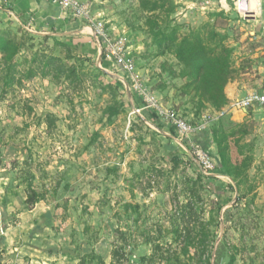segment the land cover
<instances>
[{
	"label": "rangeland",
	"instance_id": "rangeland-1",
	"mask_svg": "<svg viewBox=\"0 0 264 264\" xmlns=\"http://www.w3.org/2000/svg\"><path fill=\"white\" fill-rule=\"evenodd\" d=\"M83 1L110 32L126 31L139 45L138 68L165 110L206 129L183 135L117 87L121 73L102 66L91 22L67 13L65 24L44 26L0 0V38L20 43L24 78L0 101V264H80L86 256L111 264L115 250L116 264H264V128L202 107L171 51L172 37L198 36L231 52L227 87L261 90L264 0L259 14L248 0H157L154 13L136 0ZM62 45L85 60L86 72L105 75L83 87L37 69L25 78L37 53L65 59ZM217 143L233 176L200 174L196 146L219 161ZM29 184L43 198L32 210Z\"/></svg>",
	"mask_w": 264,
	"mask_h": 264
},
{
	"label": "trees",
	"instance_id": "trees-1",
	"mask_svg": "<svg viewBox=\"0 0 264 264\" xmlns=\"http://www.w3.org/2000/svg\"><path fill=\"white\" fill-rule=\"evenodd\" d=\"M136 1H138L143 11L154 13L160 8L159 1L157 0ZM155 37L158 38L159 34H155ZM171 44V51L175 54L179 63L183 65L180 76L191 81V85L195 90V94L201 106L204 107L208 104V106L213 109L222 110L228 103L225 95V87L231 77V52L223 47L222 49H219V47H209L204 43V40L198 36L184 38L182 40L172 37ZM161 45L162 44H160V46ZM63 47L66 52L65 59L44 53L35 54L33 63H38V66L35 69H30L25 74V78L28 80L35 78V70L37 69L41 70L46 75H52L57 80L65 79L70 81L75 87H83L86 79L94 80L99 75H105V73L99 69L98 74L89 71L86 72L83 66L85 60L81 58V56L78 57L73 55L71 49L66 45ZM20 49V43L15 40L0 38V101L3 100L10 91H15L16 88L23 85L24 78L19 77L20 71L18 63L15 61L17 55L20 53ZM164 53V51L161 52L162 55H164ZM70 60H73L74 63L70 64ZM107 65L108 63H106L102 57V66L106 67ZM102 84V88L105 90H115V87L111 84ZM117 87L124 88V85L119 81ZM155 115H152L154 119H156ZM47 119L49 127H52L54 125V117L48 116ZM217 147L219 149L218 162L221 171L227 176H233L234 170L231 165H229L226 153L223 151L220 144H218ZM197 180H201L200 176L197 177ZM211 188L214 191L217 190L214 186H211ZM42 200L41 194L32 187V184H29L25 200L26 208L32 210L33 207ZM187 208L190 209L191 206L187 205ZM93 257H91V259H93ZM89 258V256L81 258L80 264H89ZM112 258L114 262L111 264L120 263L122 255L119 250L113 251ZM100 264H104V262ZM201 264H211L210 258L202 261Z\"/></svg>",
	"mask_w": 264,
	"mask_h": 264
},
{
	"label": "built area",
	"instance_id": "built-area-1",
	"mask_svg": "<svg viewBox=\"0 0 264 264\" xmlns=\"http://www.w3.org/2000/svg\"><path fill=\"white\" fill-rule=\"evenodd\" d=\"M54 4L60 7L63 11L71 15L72 19L79 22H91V31L95 41L101 48V63L102 57L104 61L117 69L121 73L118 79L125 90H129L132 94L143 98L145 103L144 109H151L156 116L166 118L169 123H172L181 134L191 137L203 132L206 127L199 126L189 122L180 114L168 112L160 104V101L149 90L144 81V77L138 68L136 50L130 44L129 37L126 31L114 33L107 29L104 20L95 19L92 14L91 6L83 0H51ZM247 14V13H246ZM232 108L238 110L260 109L264 112V93L251 92L243 99L233 104ZM139 111V110H138ZM225 112L222 110L219 114L223 117ZM195 157L199 167V171L203 176L223 178L221 176V168L219 162L208 151L196 146Z\"/></svg>",
	"mask_w": 264,
	"mask_h": 264
},
{
	"label": "crops",
	"instance_id": "crops-1",
	"mask_svg": "<svg viewBox=\"0 0 264 264\" xmlns=\"http://www.w3.org/2000/svg\"><path fill=\"white\" fill-rule=\"evenodd\" d=\"M12 1V0H8ZM13 5H15V12L16 13H22L27 14L28 16L31 13H34L41 21H39L41 24L45 25H63L66 23V16L68 15L65 11H62L60 7H57L56 4L49 2V0H13ZM79 22V21H78ZM77 23V22H76ZM90 30V29H88ZM129 41L130 36L128 34ZM94 42L99 47V54L101 53L100 45L94 40ZM135 46V45H134ZM139 46V45H138ZM133 47L136 51L139 47ZM100 57V56H99ZM238 84L234 83L227 87H225V95L227 97L228 103L227 105L222 109L225 112V116H227L231 111L234 113H237L238 115L236 118L238 120H246V119H252V120H260L261 127L264 128V112L260 109H252V110H238L236 108H232L233 104H235L237 101L243 99L246 95H248L251 92H259L264 93V87H260L261 90H252L249 92L240 91ZM262 123V124H261Z\"/></svg>",
	"mask_w": 264,
	"mask_h": 264
},
{
	"label": "bare ground",
	"instance_id": "bare-ground-1",
	"mask_svg": "<svg viewBox=\"0 0 264 264\" xmlns=\"http://www.w3.org/2000/svg\"><path fill=\"white\" fill-rule=\"evenodd\" d=\"M249 7L252 9V12L259 14L261 12V0H248Z\"/></svg>",
	"mask_w": 264,
	"mask_h": 264
},
{
	"label": "water",
	"instance_id": "water-1",
	"mask_svg": "<svg viewBox=\"0 0 264 264\" xmlns=\"http://www.w3.org/2000/svg\"><path fill=\"white\" fill-rule=\"evenodd\" d=\"M100 60H101V57H100ZM99 67H101V66H99Z\"/></svg>",
	"mask_w": 264,
	"mask_h": 264
}]
</instances>
